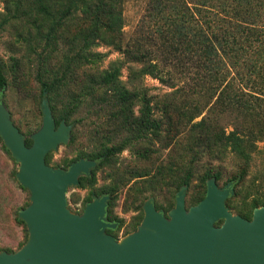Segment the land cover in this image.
I'll use <instances>...</instances> for the list:
<instances>
[{"label":"trees","instance_id":"1","mask_svg":"<svg viewBox=\"0 0 264 264\" xmlns=\"http://www.w3.org/2000/svg\"><path fill=\"white\" fill-rule=\"evenodd\" d=\"M121 2L8 0L6 16L0 22L1 28L13 27L15 43L25 47L30 63H37V79L42 91L48 92L57 126L63 120L76 126L74 116L82 111L95 109L96 114H105L92 132L98 150L80 154L71 164L87 158L97 161L98 167L109 165L124 150L135 154L137 160L150 161L160 153L158 143H165L167 135L170 142L164 147L169 149L172 141L178 142L185 135L188 143L180 163L170 161L155 172L131 170V177L145 179L150 188L154 183L168 187L173 178L179 189L191 180L187 157L232 154L244 164L237 177L243 181L257 143L264 140V0H169V57L186 52L199 73L192 83L169 93L164 118L156 116L141 80L152 76L171 88L177 84L171 72L165 78L156 57L126 42ZM151 3L158 10L163 3L167 7L165 0ZM101 42L140 64L130 66L132 89L121 79L125 65L121 60L104 70L86 71L101 61L103 54L94 50ZM12 61L11 72L18 82L23 63L18 58ZM6 85L0 67V91ZM107 128L109 132H105ZM75 139L72 131L69 143ZM26 143L31 146L33 141L27 139ZM46 162L50 164L49 154ZM185 169H189L187 173ZM181 172L184 174L177 175ZM212 177L217 183L220 180L218 175L207 173L204 183ZM94 183L95 178L80 177V187ZM102 194L99 191L96 195ZM111 206L109 201L107 217L113 223ZM262 206L264 196L254 198L252 212ZM240 214L249 219L243 210Z\"/></svg>","mask_w":264,"mask_h":264},{"label":"rangeland","instance_id":"2","mask_svg":"<svg viewBox=\"0 0 264 264\" xmlns=\"http://www.w3.org/2000/svg\"><path fill=\"white\" fill-rule=\"evenodd\" d=\"M7 1L0 0V22L6 16ZM152 1L122 0L120 8L125 20L123 30L126 42L136 44V47L142 48V52L147 56L156 57L161 64L165 78H169V72H171L172 79L177 84L175 88H171L169 83H162L152 76H144L141 80V85L146 88L152 100L156 116L164 118L163 106L169 103V93L177 88L185 87L187 83H192V78H196L199 72L187 59L186 52H179L177 56L169 57V35H171L169 33V0H165L167 7L163 3L164 6H161L159 10L151 3ZM162 7L164 10L160 11ZM15 40L14 29L11 25L0 27V67L7 78L6 87L0 91V99L25 139L32 140L33 135L43 125L42 85L37 79V63H30L29 59L25 58V47L16 44ZM94 50L103 54V57L95 66H88L86 71L89 73L104 70L112 62L121 60L125 64L122 68L121 79L128 88L132 89L130 66L140 67V64L130 61L120 51L102 42L98 43ZM13 58L21 59L23 63L18 82L11 72ZM104 116L103 113L96 114L95 109L90 112L82 111L74 116L77 122L72 128L76 135L75 142L62 144L57 150L49 152L50 164L48 165L68 170L71 162L80 154L96 152L99 143L94 140L92 132L104 120ZM105 132H109V129H105ZM166 137L165 143L163 141L158 143V147H162L160 153L155 154L150 161L137 160L135 154L124 150L109 165L97 166L94 173L88 176L95 178L94 184L69 188L68 209L76 215H82L87 204L96 199V194L102 191V196H110L113 223L116 224V228L107 233L118 240L139 229L145 216L144 206L149 201L168 216V213L175 208L176 196L181 189L176 187L174 179L170 178L173 181L168 187H158L154 183L155 185L150 188L145 179H133L130 173L131 170L155 172L157 167L167 165L170 161L180 163L188 143L185 135L178 142L172 141L171 149L169 146L164 147L167 142H170L168 135ZM190 159L191 163H189ZM186 161L192 173L186 197L188 208L205 196L209 180L204 183V176L210 173L212 176L220 177L217 184L221 188L229 183L233 184L234 195L227 201V204H230V211L234 215H241L240 210H243L249 216L248 220L252 219L251 204L254 198L264 196V140L257 143V149L252 153L248 175L243 181L237 177L244 164L232 154L223 158L211 155L195 159L187 157ZM19 168L20 164L15 161L1 138L0 252L5 253L18 251L29 240L27 225L18 220L20 219L19 213L31 204V193L28 189H23L18 181ZM188 170L185 169L184 172L187 173ZM184 172L177 175L181 176ZM212 179L216 180L215 177ZM108 221L111 222L109 218Z\"/></svg>","mask_w":264,"mask_h":264},{"label":"water","instance_id":"3","mask_svg":"<svg viewBox=\"0 0 264 264\" xmlns=\"http://www.w3.org/2000/svg\"><path fill=\"white\" fill-rule=\"evenodd\" d=\"M41 109L42 128L28 146L0 99V137L20 164L18 181L31 193V204L19 213L29 240L14 253L0 252V264H264V206L251 220L234 215L227 206L232 183L221 188L210 179L204 199L190 208L188 185L182 186L168 216L147 202L139 229L121 240L107 233L116 228L107 217L110 196L87 204L82 215L72 213L69 188L98 163L83 158L68 170L49 166L47 155L70 142L73 125L63 120L57 126L47 91Z\"/></svg>","mask_w":264,"mask_h":264},{"label":"flooded vegetation","instance_id":"4","mask_svg":"<svg viewBox=\"0 0 264 264\" xmlns=\"http://www.w3.org/2000/svg\"><path fill=\"white\" fill-rule=\"evenodd\" d=\"M94 170V169H93ZM93 170L91 171V173L93 172ZM91 175V174H90ZM89 175V176H90ZM82 177H88V176H82ZM103 195V194H102ZM102 195H100V196H97V198L96 199H98V198H101V197H103ZM105 196V195H104ZM95 200V199H94ZM91 203V202H90ZM112 223V222H111ZM108 231V230H107Z\"/></svg>","mask_w":264,"mask_h":264},{"label":"bare ground","instance_id":"5","mask_svg":"<svg viewBox=\"0 0 264 264\" xmlns=\"http://www.w3.org/2000/svg\"><path fill=\"white\" fill-rule=\"evenodd\" d=\"M123 241V240H122Z\"/></svg>","mask_w":264,"mask_h":264}]
</instances>
